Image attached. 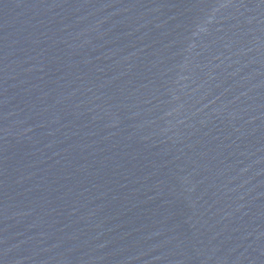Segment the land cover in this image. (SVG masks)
I'll return each mask as SVG.
<instances>
[{"label":"water","instance_id":"1","mask_svg":"<svg viewBox=\"0 0 264 264\" xmlns=\"http://www.w3.org/2000/svg\"><path fill=\"white\" fill-rule=\"evenodd\" d=\"M0 264H264V0H0Z\"/></svg>","mask_w":264,"mask_h":264}]
</instances>
